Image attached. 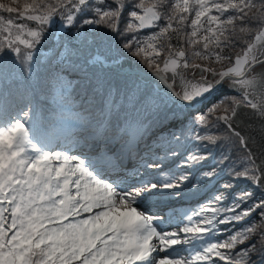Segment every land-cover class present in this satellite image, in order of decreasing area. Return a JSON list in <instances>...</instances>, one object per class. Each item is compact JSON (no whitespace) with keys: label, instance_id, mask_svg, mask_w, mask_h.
<instances>
[{"label":"snow or ice","instance_id":"obj_1","mask_svg":"<svg viewBox=\"0 0 264 264\" xmlns=\"http://www.w3.org/2000/svg\"><path fill=\"white\" fill-rule=\"evenodd\" d=\"M0 264H264V0H0Z\"/></svg>","mask_w":264,"mask_h":264}]
</instances>
